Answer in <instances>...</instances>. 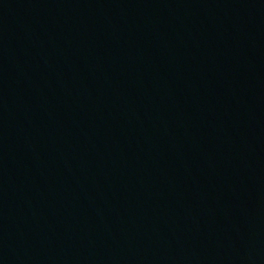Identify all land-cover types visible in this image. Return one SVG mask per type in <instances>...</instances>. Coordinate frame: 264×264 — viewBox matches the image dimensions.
<instances>
[{"label":"water","instance_id":"obj_1","mask_svg":"<svg viewBox=\"0 0 264 264\" xmlns=\"http://www.w3.org/2000/svg\"><path fill=\"white\" fill-rule=\"evenodd\" d=\"M21 264H264V0H73Z\"/></svg>","mask_w":264,"mask_h":264}]
</instances>
